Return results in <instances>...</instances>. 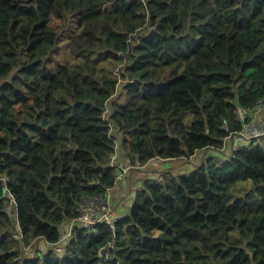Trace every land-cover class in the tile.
<instances>
[{"label":"trees","instance_id":"trees-1","mask_svg":"<svg viewBox=\"0 0 264 264\" xmlns=\"http://www.w3.org/2000/svg\"><path fill=\"white\" fill-rule=\"evenodd\" d=\"M261 101L264 0H0V264H264Z\"/></svg>","mask_w":264,"mask_h":264},{"label":"built area","instance_id":"built-area-1","mask_svg":"<svg viewBox=\"0 0 264 264\" xmlns=\"http://www.w3.org/2000/svg\"><path fill=\"white\" fill-rule=\"evenodd\" d=\"M264 107V101H261L258 104V108ZM255 110H248L245 108H238L236 112L237 120L242 122L243 127L239 131L231 132L228 136L234 143V148L240 149L244 146L242 140L251 141L256 138L264 137V132L258 130L254 127V125L250 124L251 112ZM225 128L229 130L227 120L224 121ZM114 161V158H113ZM219 164H224V159H218ZM140 164V163H139ZM140 167V166H139ZM125 173V172H124ZM123 173V174H124ZM0 180H4V178H0ZM14 198L11 199V206L15 205ZM79 210L81 212L80 217L77 219L84 226H95L96 224H110L114 225L116 221L115 217V209L113 203L111 201L110 195H94L91 197H86L82 199L78 204ZM20 238V237H19ZM56 248H59V244H56Z\"/></svg>","mask_w":264,"mask_h":264},{"label":"crops","instance_id":"crops-1","mask_svg":"<svg viewBox=\"0 0 264 264\" xmlns=\"http://www.w3.org/2000/svg\"><path fill=\"white\" fill-rule=\"evenodd\" d=\"M249 123L254 125V127L256 129L261 130V131L264 132V107L261 108V109L257 107L255 110H253L251 112V117H250V122ZM226 139H227L228 144H226L222 149L225 150V152H227L225 154H230L231 153V146H232V151H233L234 143L232 142V140L230 141V138L227 137ZM261 139H262V137L256 138L255 140H251V141L242 140V143L244 144V146H248L253 141L258 140L260 142ZM220 152H221L220 149H217V150H215V149H207L203 153L202 156L203 157H207L208 156V157L216 158V160H218V159L220 160V159H223L222 156L220 155ZM202 156H200L201 158L198 157L196 159V163H200V164L202 163V159H203ZM224 157L226 158L228 156H224ZM154 161L155 162L153 164L149 163L147 165L141 166V168L138 167L140 173L139 172L137 173V177L139 178V176L141 174H145V173L148 174L150 177H158L159 176L158 169H160L162 167H156V169H154L153 165L156 164V161H162L163 162V166H166V164H165L166 161L165 160H154ZM175 163L176 162H173L171 164V167H173ZM121 165H122V163H121ZM171 167H169V168H171ZM177 173H181V171L177 170ZM127 183H128L127 182V178L121 179V181L118 183V185L114 189L115 191L113 193V195H114L113 198L118 199V198H121V197L124 196V194H125L123 192L125 190L124 186L127 185ZM118 201H120V200L118 199Z\"/></svg>","mask_w":264,"mask_h":264},{"label":"rangeland","instance_id":"rangeland-1","mask_svg":"<svg viewBox=\"0 0 264 264\" xmlns=\"http://www.w3.org/2000/svg\"><path fill=\"white\" fill-rule=\"evenodd\" d=\"M61 57H62V55H60ZM154 166V169H156V167H163V162L162 161H156V164H154L153 165ZM196 166H198V163H197V165ZM180 168V165L178 164V162H176L175 164H174V168L173 169H175V170H178ZM146 176V173L144 174V177ZM132 183L131 184H133V186L135 187V185L137 184V183H139L138 182V178H136V177H133V180L131 181ZM37 246V245H36ZM40 246H41V244H40ZM27 251V250H26Z\"/></svg>","mask_w":264,"mask_h":264},{"label":"clouds","instance_id":"clouds-1","mask_svg":"<svg viewBox=\"0 0 264 264\" xmlns=\"http://www.w3.org/2000/svg\"><path fill=\"white\" fill-rule=\"evenodd\" d=\"M230 141H231V139H230ZM144 166V165H143Z\"/></svg>","mask_w":264,"mask_h":264}]
</instances>
